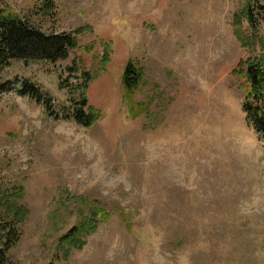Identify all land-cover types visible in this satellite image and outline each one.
I'll use <instances>...</instances> for the list:
<instances>
[{
    "label": "rangeland",
    "instance_id": "374dc122",
    "mask_svg": "<svg viewBox=\"0 0 264 264\" xmlns=\"http://www.w3.org/2000/svg\"><path fill=\"white\" fill-rule=\"evenodd\" d=\"M0 2L48 34L84 28L79 45L100 55L79 47L3 72L0 191L22 190L29 210L13 264H264V138L233 73L264 55L254 37L264 38V0ZM130 61L144 69L137 101L151 102L135 119L122 83ZM74 63L98 74L87 95L103 117L89 129L56 117L72 104ZM26 82L41 100L20 93ZM97 205L112 218L64 257L59 238Z\"/></svg>",
    "mask_w": 264,
    "mask_h": 264
},
{
    "label": "trees",
    "instance_id": "16d2710c",
    "mask_svg": "<svg viewBox=\"0 0 264 264\" xmlns=\"http://www.w3.org/2000/svg\"><path fill=\"white\" fill-rule=\"evenodd\" d=\"M44 8H52L55 0H42ZM253 1L258 0H250ZM246 17L253 27V18L249 5L246 8ZM84 28H78L75 33H52L48 34L42 29L34 26L28 20L22 18L9 5L0 2V81L3 72L14 60L49 61L56 63L69 57L71 51L82 47L85 53L92 54L98 59L100 55L95 52L93 45L80 46L78 34ZM255 39L264 49V38L254 30ZM241 40H246L242 31L237 30ZM109 60L108 52L104 53L102 62L105 64ZM74 73L78 80L75 84L69 83L72 104L69 109L62 114H57V118L71 119L86 128H92L103 117L100 109L91 106L88 102V89L98 74L93 73L84 66L74 63L68 68ZM241 81L244 89L243 111L246 114L247 122L251 125L258 136L264 138V55L249 57L241 60L233 72ZM144 69L130 61L123 75V86L125 89L124 102L132 118H137L143 113L149 112L151 102L137 101L142 85L144 83ZM62 87H67L63 86ZM9 88V83L0 82V92ZM21 94H29L41 100V94L26 82ZM49 110L51 105L46 103ZM2 193H5L2 195ZM8 192L0 191V264H13L8 256V251L21 237V225L26 221L29 210L19 202L22 197V190L18 193L7 195ZM71 197V195H70ZM73 198V196H72ZM71 199V198H70ZM81 215L83 212L81 210ZM112 218V214L97 205L89 214L83 215L81 220L73 226L67 233L59 238L58 250L63 252L64 257L74 249H82L87 245L88 237L94 234L100 225L106 224ZM126 218L124 217V220ZM48 264H55L50 262Z\"/></svg>",
    "mask_w": 264,
    "mask_h": 264
}]
</instances>
